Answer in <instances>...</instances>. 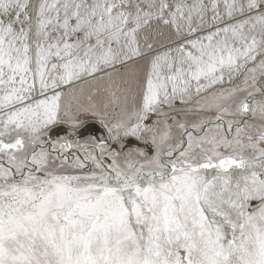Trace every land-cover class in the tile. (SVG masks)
<instances>
[{"label": "snow or ice", "instance_id": "obj_1", "mask_svg": "<svg viewBox=\"0 0 264 264\" xmlns=\"http://www.w3.org/2000/svg\"><path fill=\"white\" fill-rule=\"evenodd\" d=\"M0 264H264V0H0Z\"/></svg>", "mask_w": 264, "mask_h": 264}, {"label": "rangeland", "instance_id": "obj_2", "mask_svg": "<svg viewBox=\"0 0 264 264\" xmlns=\"http://www.w3.org/2000/svg\"><path fill=\"white\" fill-rule=\"evenodd\" d=\"M96 91V89H93V93ZM96 96V95H95ZM107 99L108 98H106L105 100H104V102H106L107 101ZM103 102V103H104ZM79 103H80V101H79ZM81 104V103H80ZM86 106H88V104H89V101H88V99H87V102H86ZM59 128H64V129H67L68 128V126L67 125H60V126H58ZM88 127H89V131L91 132V133H94V134H96L97 136H99V135H103L104 134V130H103V128H102V126L99 124V122L98 121H95V120H89V122H88ZM66 133H64V132H61L60 133V135H65ZM137 143H139V142H137Z\"/></svg>", "mask_w": 264, "mask_h": 264}, {"label": "bare ground", "instance_id": "obj_3", "mask_svg": "<svg viewBox=\"0 0 264 264\" xmlns=\"http://www.w3.org/2000/svg\"><path fill=\"white\" fill-rule=\"evenodd\" d=\"M93 89H95V88H92V89H90V90H86L85 91V93L80 97V103H81V105H83V106H86L87 104H86V102H87V97H88V95H89V93L90 92H92L93 93ZM100 94L97 96H95V95H93V102H95V103H98V104H103V102H104V100L106 99V98H108L107 97V95L104 93V91H103V86H101L100 87Z\"/></svg>", "mask_w": 264, "mask_h": 264}]
</instances>
